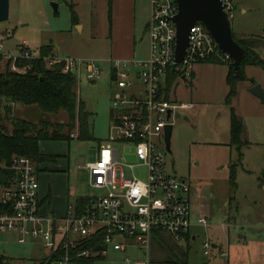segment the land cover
Here are the masks:
<instances>
[{
	"label": "rangeland",
	"instance_id": "374dc122",
	"mask_svg": "<svg viewBox=\"0 0 264 264\" xmlns=\"http://www.w3.org/2000/svg\"><path fill=\"white\" fill-rule=\"evenodd\" d=\"M70 3L74 4L78 17L76 25L71 21ZM131 3L133 5V0H129ZM53 4L57 6L56 9ZM105 6V0H9L8 19L0 23V44L3 52L11 57L19 54V50L24 48L23 43L33 55L38 53L41 45L52 43L61 56L69 55L92 62L101 73L95 83L85 80L82 73L76 84V95L92 115L94 140H77L75 126L71 131V140L42 141L39 145L40 153L57 158L54 163L38 165L40 198L42 194H49L51 206L59 209L67 202L73 203L79 196L102 195L101 191L89 186L84 163L96 159L99 144L108 138L110 125L113 89L108 61L113 38L108 34ZM130 10L132 15V7ZM133 14L134 60L138 61L145 58L148 46L144 27L149 16V0H135ZM230 21L234 27L239 24L244 32L264 37V0H235V11ZM252 41L257 40L253 38ZM256 52L264 59V47ZM4 64L0 60L1 69ZM230 65L198 63L194 66V77L178 79L170 94L172 101L191 103L195 108L181 111L180 118L171 120V155L166 154L165 168L172 177L188 182L191 205L195 214L207 215L206 225L193 229L195 240L176 242L164 235L167 245L160 242L157 247L153 243L148 251L129 248L125 252H118L108 249L103 260L94 264L145 262L147 252L149 259L161 264L166 256V248L184 259L185 264H227L226 257L220 253H226L224 248L227 241L230 252L233 249L241 251V260H246L243 257L248 242L246 229L257 224L264 211V98L250 92L251 82L237 84L231 106L242 119L245 128L242 139L247 141V145L242 147V165L236 169V188L231 190L229 165L236 162V151L228 146L229 107L225 104L228 92L225 76ZM247 74L253 77L255 85L260 86L264 95V71L249 66ZM0 106H3L1 101ZM12 113L15 117L33 122H37L39 115L33 108L20 105L15 106ZM3 116L0 109V123L7 121L3 120ZM38 120L51 124L67 123L64 113L42 115ZM5 123L8 126L9 122ZM123 170L126 176L131 173L125 168ZM116 171L119 172L118 169ZM2 192L3 186L0 184V199ZM241 235L246 238L240 239ZM18 239L19 235L15 232L0 231V256L7 259L6 264H34L44 256L40 240L28 239L19 243ZM205 241L214 245L208 250V255L204 254ZM180 252L184 255L181 256Z\"/></svg>",
	"mask_w": 264,
	"mask_h": 264
},
{
	"label": "built area",
	"instance_id": "2783aa9c",
	"mask_svg": "<svg viewBox=\"0 0 264 264\" xmlns=\"http://www.w3.org/2000/svg\"><path fill=\"white\" fill-rule=\"evenodd\" d=\"M221 4L230 20L235 0H221ZM149 8L145 27L147 56L138 61H108L113 89L108 138L99 144L96 159L84 163L89 186L102 195L86 196L87 203L81 209L69 205L61 218L42 215L38 166L25 156H15L10 161L8 169L12 177L3 187L1 201L11 212L0 214V231L17 233L19 243L40 240L45 264H75L79 258L105 257L108 249L148 251L160 235L176 242L186 241L192 237L194 226L207 223L206 217L193 215L188 182L172 177L165 168L164 129L177 114L181 116V111L192 109L193 104L172 101L171 93L166 99L163 89L169 69L181 79H188L198 63L215 59L230 65L232 60L218 48L205 26L196 22L190 30L182 62L172 69L177 2L149 0ZM23 45L19 54L11 57L0 44V60L9 62L12 72L29 69V65L19 67L17 61L42 60L47 68L61 65L62 72L73 74L76 80L84 73L85 80L95 83L101 75L92 62L61 57L55 50L47 56L39 52L33 55ZM128 157L134 160L129 161ZM124 168L131 172L128 176ZM85 243L92 247L99 245L101 249L92 252L90 248H82ZM211 246L208 241L203 243L205 255ZM221 255L226 257V253ZM145 257V262L134 264H151L148 252Z\"/></svg>",
	"mask_w": 264,
	"mask_h": 264
},
{
	"label": "trees",
	"instance_id": "16d2710c",
	"mask_svg": "<svg viewBox=\"0 0 264 264\" xmlns=\"http://www.w3.org/2000/svg\"><path fill=\"white\" fill-rule=\"evenodd\" d=\"M71 21L77 24L78 18L73 5H69ZM230 21V20H229ZM233 36V34H232ZM233 39L244 49L247 50V56L242 60L240 67L236 72L233 71V65L228 67L226 75V84L228 92L225 97V104L229 107V146L236 150V162L230 163L228 182L231 190H235L236 169L241 166L242 147L247 145L243 140L244 124L242 119L235 113L231 106L233 98L236 96V87L239 82L247 79L244 68L246 66H255L264 70V59L260 58L255 52L259 42L251 39ZM264 44V43H263ZM51 44L43 45L38 52L41 56L50 55L53 51ZM1 59V58H0ZM203 63L223 65L215 59H209ZM17 65L22 67L29 65L23 73L10 71L9 62H6L3 68H0V101L3 102V121L0 123V184L4 187L11 180V172L8 169L10 161L15 156H25L30 158L37 166L41 163L57 161L56 156H49L39 152V143L42 141H69L71 131L77 130V140L92 141L91 113L85 108V104L76 95L77 80L71 73H63L62 66L56 65L47 68L42 60H21ZM180 75L171 69L168 70L165 87L163 89L164 98L168 99L173 90L176 81ZM252 82V80H251ZM20 105L24 108H33L40 116H57L64 113L67 117V123L51 124L45 120L37 122L28 121L13 115L15 106ZM7 118V119H5ZM9 122L8 126L7 123ZM238 165V166H237ZM87 197H80L75 203L77 209H81L87 203ZM11 212L9 206L0 202V214ZM158 246L160 242L167 245L161 237L156 238ZM82 248H90L92 252L101 249V246L92 247L88 243L82 245ZM176 248L179 247L176 245ZM163 249V248H162ZM166 256L161 264H185L184 259H180L172 249L166 248ZM183 256V252H180ZM104 256H91L88 258H79L75 264H94L95 261L103 260ZM7 259L0 256V264H6ZM153 263H159L157 260H151ZM34 264H45L43 259Z\"/></svg>",
	"mask_w": 264,
	"mask_h": 264
},
{
	"label": "crops",
	"instance_id": "0c3cea01",
	"mask_svg": "<svg viewBox=\"0 0 264 264\" xmlns=\"http://www.w3.org/2000/svg\"><path fill=\"white\" fill-rule=\"evenodd\" d=\"M130 2H131V0H130ZM134 2H135V0H133V5H132V3L129 4V0H105V3H106L105 8H106V13H107V21H108L107 24H108V31H109L108 34H109L110 38H113L112 39V49L110 52L111 53L110 59H118V60L134 59V48L136 46L135 37H134V14H133ZM69 5H73V8H74L73 3H70ZM130 7H132V15L130 12L131 11ZM127 10H128V14H127ZM243 13H244V11H243ZM149 14H150V8H149ZM148 19H149V16H148ZM230 23H231V21H230ZM146 24H147V22L145 23V27H146ZM145 27H144V29H145ZM231 31H232L233 36L236 39H251V40H253V38H256L257 41H254V42H259V44H258L259 46H258V48L255 49V52L257 49L264 47V44H263L264 43V37L263 36L253 35V34H250L249 32H244L239 24H237L235 27L232 26V24H231ZM46 44H43V45H46ZM48 44H51L53 46L52 43H48ZM43 45H41V46H43ZM39 48H38V50H39ZM53 49L58 53L59 56H61V54H59V52H58V49H55L54 46H53ZM147 54H148V46H147L145 57L147 56ZM61 57H70V56L66 55V56H61ZM204 64H209V63H204ZM247 67H249V66H246L244 68V72H245L247 79H249V80H245V81L251 82V80H252L251 85H250V87H252L255 85V81L253 80L252 76L247 74ZM252 67H255V66H252ZM227 72H228V68H227ZM226 75H227V73H226ZM192 77H194V67H193ZM225 80H226V76H225ZM225 83H226V81H225ZM194 108H195V106L193 105L192 109H194ZM0 109H2L1 106H0ZM39 145H40V143H39ZM228 146H229V143H228ZM230 148L235 149L234 147H230ZM87 174H88V172H87ZM263 186H264V183H263ZM39 189H40V186H39ZM42 195H43V197L41 196V198H40V194H39V198L41 200V214L43 213L42 215H45V216L50 215V216H53L55 218L63 217L65 212H66L67 207L69 205H75L77 200L80 197H82V196H79V197L75 198L73 203H68L66 200L67 203H65V205L59 209L58 207L51 206L49 194L48 195L42 194ZM189 195H190V193H189ZM190 202H191V199H190ZM192 211H193L194 217L204 216V217L208 218L206 214H201V213L195 214L193 207H192ZM263 215H264V211L262 212V216ZM262 216H261V220H259L257 224H254V225L247 227L246 230H248V231H247L246 235L248 236V238H246L245 235L239 236L240 239H244V238L248 239L245 250L243 251V257L246 258L245 261L241 260V255H242L241 251L236 252V250L233 249V251L230 252V250H231V249L229 250L230 245H229V242L227 241V243L225 245L226 248L223 247L224 249H226V258L225 259L227 261V264H264V220L262 219ZM195 227H197V226H194L191 230L192 237L189 240H195L196 239V235L193 234V229ZM159 237H161V239H164L165 236L160 235ZM186 241H188V239ZM153 243L158 247V243H157L156 238L152 242V244ZM211 245L214 246L213 244H211ZM218 248H219V246H218ZM221 249H222V247H221ZM220 253L222 254V251ZM149 260H150L151 264H155V263L151 262V260H153L152 258Z\"/></svg>",
	"mask_w": 264,
	"mask_h": 264
},
{
	"label": "water",
	"instance_id": "95a60500",
	"mask_svg": "<svg viewBox=\"0 0 264 264\" xmlns=\"http://www.w3.org/2000/svg\"><path fill=\"white\" fill-rule=\"evenodd\" d=\"M176 2L178 12L173 17L176 27L175 64L172 65V69L182 62L190 30L196 22H200L208 30L218 48L232 60L233 71L236 72L242 60L247 56V50L233 39L231 23L222 7L221 0H176ZM53 7L56 9L55 4ZM8 16L9 0H0V23L6 21ZM250 92L261 99L264 98L259 85L252 86ZM169 114L168 112L167 117ZM175 117L178 119L181 116L177 114ZM172 128V124H168L164 129L166 151L170 155ZM128 160L133 161L134 158L128 157Z\"/></svg>",
	"mask_w": 264,
	"mask_h": 264
}]
</instances>
